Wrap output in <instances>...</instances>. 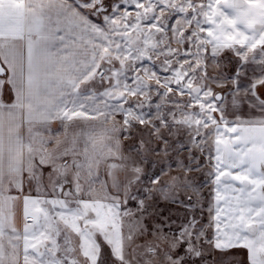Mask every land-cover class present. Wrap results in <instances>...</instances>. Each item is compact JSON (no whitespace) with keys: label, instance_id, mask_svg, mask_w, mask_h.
<instances>
[{"label":"snow or ice","instance_id":"1","mask_svg":"<svg viewBox=\"0 0 264 264\" xmlns=\"http://www.w3.org/2000/svg\"><path fill=\"white\" fill-rule=\"evenodd\" d=\"M227 51L234 74L209 76ZM6 72L0 264H264V0H0Z\"/></svg>","mask_w":264,"mask_h":264},{"label":"rangeland","instance_id":"2","mask_svg":"<svg viewBox=\"0 0 264 264\" xmlns=\"http://www.w3.org/2000/svg\"><path fill=\"white\" fill-rule=\"evenodd\" d=\"M175 22V18H173L172 20L169 21V23H174ZM172 47H176L177 45L173 42ZM236 61L234 58H229V57H226V56H223L221 58V64L219 67L216 66V64L209 60L208 61V67H207V72H208V75L209 76H216V75H221V76H230V68L231 66L233 67H236ZM158 70V69H157ZM229 85H227L224 89L227 90V87ZM214 87V90L215 91H221V89L219 88H215V85H213ZM176 98V97H174ZM184 99H187V97H184ZM218 116V114H216ZM117 119H119V117H117ZM84 124L82 122H77L76 125L73 126V128L71 130L75 131V130H79L80 128H84ZM51 128L53 130H61L60 129V125L58 122H52L51 123ZM180 139L183 141L185 139L184 136H181ZM187 150H185L182 154H181V158L184 159L185 163H187ZM195 155H198L199 156V153L196 152ZM153 159L157 160V165H156V168L153 169L157 175H160V172H159V169L161 167H164L165 168V172H167L168 174L167 175H164V176H161V183H165L169 180L170 177H173V176H183V173L182 171H180L179 169H177L176 167V164H175V158H173L170 163L172 164V168L169 170L166 165L164 164V162L162 160H160L159 158H156V157H153ZM200 162L201 164H204V168L202 171L200 172H191L189 173V177L190 179L193 180V182L197 185H200V184H203L204 181L206 180V175L205 173L208 172V171H211V169L207 166L206 162H205V159L203 156L200 157ZM47 185V180H46V177L44 179V181L42 182L41 184V188H40V191L41 192H45V193H50L51 192V189L49 187L46 186ZM211 189H212V185L211 183H207L205 186L201 187L200 188V193L201 195L204 197V203H205V208H207L208 206V201L211 199ZM24 192L25 194H31L33 197H35L37 195V186H36V183L33 182L31 187L29 186L28 182H27V178L25 177V183H24ZM191 193L190 192H184V191H181L179 193V196L181 199H185L187 198L188 195H190ZM50 198V197H49ZM159 207L161 209H167V210H171L173 212H176V211H181L179 209L176 208V205H173V204H168L164 201H161L159 203ZM165 211L164 212V215H168V211ZM22 211H23V205H22V201H21V206H20V210H19V220L18 221V225L17 226L18 228H21L22 229V224H23V216H22ZM17 217V216H16ZM204 218H205V222L207 221L208 219V213L207 211H205L204 213ZM173 219H176V216H173ZM227 259L228 260H231L232 261V264H236V262H241V264H247V253H246V250L245 249H233V250H230L229 253L227 254Z\"/></svg>","mask_w":264,"mask_h":264},{"label":"crops","instance_id":"3","mask_svg":"<svg viewBox=\"0 0 264 264\" xmlns=\"http://www.w3.org/2000/svg\"><path fill=\"white\" fill-rule=\"evenodd\" d=\"M224 56L229 57V58H234L235 61H236V64L239 63L238 58L235 56V54H234L233 52L227 51V52H225ZM236 66H237V65H236ZM246 67H247V71H248V73H249V76H251L253 70H255L256 72L259 71V66L256 65V64H249V65H247ZM235 68H236V67L231 66V68H230V73H229L230 75L234 74V72H235ZM7 76H8V73H7V72H6L3 76H0V80H4V81H5V83H4L3 86H2V90H0V94H2V97H3V99H4L5 101H9V100L11 99V96H12L11 85L7 83ZM229 86H230V85H229ZM229 86H228V87H229ZM225 91H226V90H225ZM228 108H229V109L231 108L230 98H229V102H228ZM238 114H242V115L244 116V118H248L252 113H251V111L248 109V107L245 105V106H243V107L241 108L240 113H238ZM257 114H258V113H257ZM228 118H229L230 120L235 119V117L232 116V115H229ZM12 194H13V195H16L17 193H16L15 190H14V191L12 192ZM20 206H21V202L17 204L16 209H15V213H16V216H17V217H16V225H17V226H19V225H18V221H20V220H19V214H18V213H19V210H20Z\"/></svg>","mask_w":264,"mask_h":264}]
</instances>
